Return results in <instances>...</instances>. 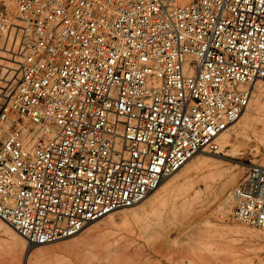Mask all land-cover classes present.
Returning <instances> with one entry per match:
<instances>
[{
  "label": "built area",
  "instance_id": "1",
  "mask_svg": "<svg viewBox=\"0 0 264 264\" xmlns=\"http://www.w3.org/2000/svg\"><path fill=\"white\" fill-rule=\"evenodd\" d=\"M264 81V0H0V219L54 244L144 201ZM233 217L264 230V166Z\"/></svg>",
  "mask_w": 264,
  "mask_h": 264
},
{
  "label": "rangeland",
  "instance_id": "2",
  "mask_svg": "<svg viewBox=\"0 0 264 264\" xmlns=\"http://www.w3.org/2000/svg\"><path fill=\"white\" fill-rule=\"evenodd\" d=\"M262 108L231 127L232 147L222 156L199 153L180 173L169 176L149 200L114 212L88 225L78 235L54 244H18L0 229V255L28 264H264V230L233 217L234 199L223 211L228 181L232 191L251 165L264 166V81ZM239 132L240 134H238ZM200 160H206L201 163ZM20 237V236H19Z\"/></svg>",
  "mask_w": 264,
  "mask_h": 264
},
{
  "label": "bare ground",
  "instance_id": "3",
  "mask_svg": "<svg viewBox=\"0 0 264 264\" xmlns=\"http://www.w3.org/2000/svg\"><path fill=\"white\" fill-rule=\"evenodd\" d=\"M259 82H257L258 84ZM257 84L255 85V88H254V92L256 90V87H257ZM254 92H253V95L251 97V100L248 104V107L247 109L245 110V113L243 114L242 118L240 120H242L243 118H246V114L248 113L249 115L247 116V122H246V125L247 127L248 126H251L253 131L256 132L257 131V120L253 117V116H256L257 115V111H259V109L262 108V100H263V93H259L258 94V98L256 99V105L253 106L252 102H253V99L255 97L254 95ZM239 120V121H240ZM231 130V129H230ZM229 130V131H230ZM229 131L226 132L223 137H222V142L224 143L225 146L227 147H232V139L233 137L229 134ZM238 134H240L239 132H237ZM223 145V144H222ZM197 156V155H196ZM196 156L194 158H196ZM194 158H192L191 160H189L188 162H186L183 167L176 173H180L182 172L189 164L192 160H194ZM201 163H206V160H200ZM165 180H162L158 186L156 187V189L151 192L147 198L144 200H149L155 193H157L159 190H161V188L164 186L165 184ZM232 183L231 181H228L224 190L226 192V195H225V198H224V207H223V211L225 212H228L229 211V208L231 207V202L232 200L234 199V190L232 191ZM142 201V202H144ZM133 208L134 207H130L129 209H126V213L125 215H128L130 213H133ZM112 214L106 216L105 218H109ZM104 218V219H105ZM0 229H2L5 233L7 234H10L11 236H13V238L15 239V241L18 243V244H21V245H24L25 243L22 241V237L10 226L8 225L7 223H5L4 221H2L0 219ZM20 236V237H19ZM34 259L36 258V255H30L29 258H28V264H29V261H31V259ZM0 264H23V262L21 261V259H18L17 257H13V258H8V257H5V256H1L0 255Z\"/></svg>",
  "mask_w": 264,
  "mask_h": 264
}]
</instances>
